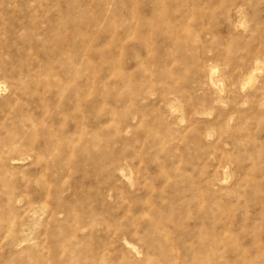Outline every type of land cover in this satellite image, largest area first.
Here are the masks:
<instances>
[{"label":"rangeland","instance_id":"1","mask_svg":"<svg viewBox=\"0 0 264 264\" xmlns=\"http://www.w3.org/2000/svg\"><path fill=\"white\" fill-rule=\"evenodd\" d=\"M0 264H264V0H0Z\"/></svg>","mask_w":264,"mask_h":264},{"label":"bare ground","instance_id":"2","mask_svg":"<svg viewBox=\"0 0 264 264\" xmlns=\"http://www.w3.org/2000/svg\"><path fill=\"white\" fill-rule=\"evenodd\" d=\"M258 66V65H257ZM263 67V66H262ZM262 69V68H261ZM216 72H218V71H216V69H214V68H210V74L212 75V76H214L215 74H217ZM255 76H250V78L248 79V81H247V83H252V82H254L255 81ZM180 108V107H179ZM72 260V259H71Z\"/></svg>","mask_w":264,"mask_h":264}]
</instances>
